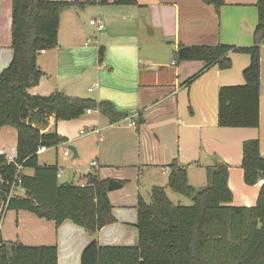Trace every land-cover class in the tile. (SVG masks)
Instances as JSON below:
<instances>
[{
  "label": "crops",
  "instance_id": "obj_1",
  "mask_svg": "<svg viewBox=\"0 0 264 264\" xmlns=\"http://www.w3.org/2000/svg\"><path fill=\"white\" fill-rule=\"evenodd\" d=\"M52 1L77 2L83 7L62 12L58 45L39 54L37 63L43 76L28 93L45 97L60 92L72 98L109 101L128 117L111 124L99 111L91 110V114L71 121L50 118L42 131H56L67 142L45 148L38 154L39 163L56 164L61 183L84 186L89 173L119 182L121 187L109 192L115 222L91 234L71 221L57 227L54 221L30 212L6 210L0 224L4 242L55 246L58 264H81L82 253L93 240L101 246H138V200L142 197L150 204L147 199L153 187L168 188L166 171L175 160L187 168L189 184L194 188L208 184L210 167L227 164L232 205L254 207L263 181L255 186L244 182L243 144L258 139L264 156V44L260 127L256 129L218 125L219 90L245 84L243 71L250 64V56L232 53L230 69L213 67L189 87L184 83L204 64L174 58L181 45L252 46L259 21L258 0H226L219 11L201 0H136L137 6L116 5L112 0L106 4L99 0ZM93 20L101 22L104 29L91 25ZM11 44L12 0H0V73L13 59ZM140 116L142 124L130 125L138 124ZM69 146L76 148L78 161L86 157L85 175L77 177L74 165L69 167L72 178L64 177L68 166L58 159L55 163L40 161V156L50 151L58 155L62 150L64 158L70 157L64 155ZM1 155L15 160L17 132L14 145L0 150ZM94 161L98 166L91 168ZM24 173L32 175L33 171L25 169Z\"/></svg>",
  "mask_w": 264,
  "mask_h": 264
},
{
  "label": "trees",
  "instance_id": "obj_2",
  "mask_svg": "<svg viewBox=\"0 0 264 264\" xmlns=\"http://www.w3.org/2000/svg\"><path fill=\"white\" fill-rule=\"evenodd\" d=\"M217 11L226 0H201ZM100 4L109 3L99 0ZM116 5L137 6L136 0H112ZM83 7L77 2L52 0H12V44L10 65L0 73V132L11 127L17 132L15 163L23 166L18 174L24 194L11 195L17 176L14 163L0 156V199L5 209L27 211L61 226L71 221L91 234L115 222L109 199V180L97 173L86 175L84 186L62 185L55 165L39 163V148H55L67 142L56 131L43 132L50 118L56 122L82 117L97 110L111 124L126 119L109 101L72 98L57 92L50 96H31L28 90L39 84L43 73L37 63L42 50L58 45L60 16L66 9ZM259 21L254 44L236 47L179 46L178 62L198 61L203 68L184 84L188 87L213 67L230 69L232 53L250 56L243 71L245 84L221 87L218 94V125L222 128L260 127L261 48L264 44V0L257 2ZM100 50V59L102 58ZM139 124L143 123L140 116ZM31 169L32 175L24 173ZM167 187L193 201L192 206L173 204L166 188L151 189V204L138 200L139 244L132 247L101 246L97 240L84 249L81 264H264V156L260 141L243 144L244 182L255 186L263 181L254 207L233 206L229 188L230 167L217 163L208 169L210 183L197 190L188 181V170L175 160L169 166ZM125 184L124 182H122ZM0 264H58L55 246H25L4 242L0 235Z\"/></svg>",
  "mask_w": 264,
  "mask_h": 264
},
{
  "label": "rangeland",
  "instance_id": "obj_3",
  "mask_svg": "<svg viewBox=\"0 0 264 264\" xmlns=\"http://www.w3.org/2000/svg\"><path fill=\"white\" fill-rule=\"evenodd\" d=\"M14 135H16V131L11 128V127H5L1 133H0V150H2L5 147H12L14 145ZM60 162L61 165H67L68 169H66V174L64 177H71L72 178V167L70 166H76L74 168H77V170H75L76 176L80 177V175H85L87 172L86 168L87 166L85 165L84 161L86 160V157H81L80 160L78 161V159L74 160V154L72 153V155L70 157L64 158L63 157V152L62 150H59L58 155H56L55 151H50L49 153L40 156V161H51L53 163H55L56 161ZM70 167V168H69ZM81 169V170H79ZM209 175V172H208ZM208 177V184L205 186L207 187L210 183V176ZM78 180V179H77ZM76 180V181H77ZM204 188V187H203ZM197 190L201 189V188H196ZM168 194H169V199L170 201L175 204V205H182V206H192L193 205V201L183 195L177 194L175 192H173L171 189L167 188L166 189ZM20 190H18L19 192ZM151 196V195H150ZM147 201L151 204V197L147 199ZM4 211H6L5 209V204L2 201V199H0V224L3 221L4 217L3 213Z\"/></svg>",
  "mask_w": 264,
  "mask_h": 264
},
{
  "label": "built area",
  "instance_id": "obj_4",
  "mask_svg": "<svg viewBox=\"0 0 264 264\" xmlns=\"http://www.w3.org/2000/svg\"><path fill=\"white\" fill-rule=\"evenodd\" d=\"M90 24L93 25V26H96L99 30L104 29V25L101 22H97L96 20L91 21ZM44 52H45V50H42L40 53H44ZM92 91H93L92 88L89 89V92H92ZM91 112H92L91 110H88L86 113L87 114H91ZM130 125L136 126L137 124L135 122H132ZM93 132L100 134V131L99 130H94ZM100 141H103V138H100ZM44 149H45L44 147L39 148L38 154L41 153V152H43ZM64 155L65 156H71L72 155L71 150H69L68 148H65ZM7 161L9 163H14L16 165V168H17V176L15 178L14 183L11 186V195H14L16 193L17 194H24L25 191L23 189H20L19 188V186L21 185V179L18 177V174L22 171L23 166H21L19 164H16L15 163V160L12 159V158H8L7 157ZM97 166H98V164L95 161L90 163V167L91 168H96ZM166 173H168V171H166ZM58 177H60V175H58ZM18 190H20V191L18 192Z\"/></svg>",
  "mask_w": 264,
  "mask_h": 264
},
{
  "label": "water",
  "instance_id": "obj_5",
  "mask_svg": "<svg viewBox=\"0 0 264 264\" xmlns=\"http://www.w3.org/2000/svg\"><path fill=\"white\" fill-rule=\"evenodd\" d=\"M69 150H71V152L74 154V159H76L78 157V153L76 148H74L73 146H69L68 148ZM68 182H63L62 185H67ZM121 187L120 183L115 181V180H109L108 183V191L109 192H113L118 190Z\"/></svg>",
  "mask_w": 264,
  "mask_h": 264
}]
</instances>
